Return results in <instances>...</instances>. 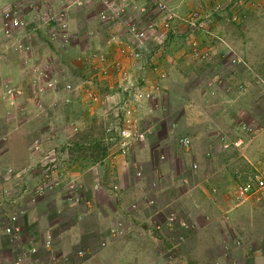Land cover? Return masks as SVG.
Returning a JSON list of instances; mask_svg holds the SVG:
<instances>
[{"label": "rangeland", "instance_id": "374dc122", "mask_svg": "<svg viewBox=\"0 0 264 264\" xmlns=\"http://www.w3.org/2000/svg\"><path fill=\"white\" fill-rule=\"evenodd\" d=\"M13 1V8H0V19L9 9L16 8L14 6L17 4L20 5L18 9L24 13L25 9L20 8L21 6L30 8L36 17L40 15L42 18L47 17L45 14L51 10L52 6H55V13L51 16L64 19L66 9L70 7L69 21L73 22L74 28L67 32L70 40L60 36L69 41L64 42L67 44L64 48L68 50L72 46L79 45L80 52L90 50L89 46L84 47L86 34L89 37H96V43L99 42L100 49L92 50L87 61L84 60L85 58L79 60L77 56H74L78 55L79 51L69 52H75L71 57L72 66H69L70 71L75 73L72 79L74 81L80 79L82 82L80 83L82 90L75 92L77 95L75 97L82 96L87 100L86 106L76 103V106L71 105L62 109L60 119L53 130L54 134L64 130V118L72 117L81 126H78V138L73 143L70 142L71 145L61 147L62 152L66 151L60 157L63 160V166L67 167L68 172L71 173L70 183L76 178L84 180L85 176H87L86 181L92 183L96 174L99 176L102 174L105 177L114 174L116 161L118 163L119 160H132L135 154L139 157L144 149L149 152L150 149L154 150L155 153L152 154L156 164L170 162L167 170L172 179L183 176L184 168L192 165L190 160L194 151L205 153L207 149L210 150L213 147L216 154L214 163L218 162L219 167H222L233 159L230 153L226 157L225 150H234L233 144L238 140L243 141L242 152L236 151V153L242 158L239 157L236 165L227 168V175L231 177V181L240 183L264 166V0H182L185 1L182 6H177L175 0ZM20 15L22 18V14ZM170 17H172L171 23L167 28L166 24H169ZM132 24L147 31L148 48L154 55H152L153 60L151 58L147 64L148 71L145 78L148 84L161 88L158 95L153 94L147 103L142 102L140 105H137L138 102L129 103L125 100L126 86L137 82L139 73H135L133 68H130L133 65L132 59H124L120 56L121 50H127L132 43L128 35V26ZM58 33L61 34L60 31ZM169 40H171L170 43ZM163 50L166 51L163 52ZM48 52L50 53L49 50ZM49 53L45 56L47 60L52 58V60L63 61L64 59L63 56L56 57ZM92 53L104 55L106 60L93 61L89 58ZM162 55L169 66L171 65L170 67L163 69V63L158 64L159 56ZM177 55L179 60H176ZM12 59L16 61L15 56L10 57V60ZM115 60L123 63L126 75L116 73L112 65ZM4 61H0L2 72L7 68ZM83 61L91 66L82 64ZM179 64L180 67H178ZM54 68L58 66L55 65ZM154 70L159 71L153 72ZM127 75L130 80H127ZM154 76L155 79H153ZM60 82V85L64 83V87H67V82L62 80ZM26 90H28L27 86ZM91 95L94 98H91ZM127 111H132L128 116L129 121L142 118V124L146 128H151V135L146 143L138 144L133 148L130 157L109 158L101 144L104 128L117 124L116 116L124 115ZM12 114L18 117L19 122H16L11 114L8 115V109H5L0 99V264H11L15 261L18 253L16 250L27 238H24L23 232L21 239L14 241L13 235L6 233L11 214L18 210L21 212L29 210L31 203L40 205L46 200L43 203L46 207L45 203L49 202L48 192L42 197H38L36 193V190L41 188L38 184L42 173L41 164L27 166L26 163L21 162L23 159L3 158L7 147L8 129H11L10 137L22 130L25 133V150L40 152V145H34L35 140L40 142L41 140L35 139L38 122L33 126L32 113H27L26 117ZM48 117V115H41L39 126L45 128L48 125L46 121ZM78 127L76 126L77 129ZM38 136H41L40 132ZM182 137L189 138L194 148L191 147L189 150L180 148L178 140ZM225 145H229V148L224 149ZM51 151L43 152L44 160ZM148 154L150 156L151 152ZM162 157H164L163 160ZM242 160L248 165L240 172L237 170V164L242 163ZM140 161L144 163L142 158ZM20 166H24V171L18 170ZM150 170L147 171L151 173ZM79 174H84V178L81 179ZM77 179L73 184L79 187L83 183ZM175 180L178 183L177 179ZM65 183L59 185L53 192L58 195L59 193L68 194L66 189L62 190ZM172 184L166 180L167 188L175 187L173 191L177 193L172 197H176L180 194V189ZM234 187L236 188V185ZM235 188H231L230 191L233 192ZM47 207L57 209L52 203H49ZM107 207H110V203H107ZM137 208L138 206H133L134 210ZM67 209L64 208L65 218H72V212ZM156 218L159 217L145 221V228L143 227L148 230L151 237L156 239L153 242L157 241L151 248V263L158 261L160 263V260L162 262L164 260L167 262L165 264H170L169 262L176 260L188 262L191 259L193 264H197L199 261L196 259L199 255H194L188 249V244L183 246L180 241V236L183 234L179 233L178 236L173 233L174 236L176 235L175 239L173 234L168 236L156 231V226L161 223L156 222ZM122 220L124 219H121L119 223L125 221ZM125 222V228L131 227L127 225V223L131 224L130 221ZM33 236L30 245L40 247L41 237L36 236L35 233ZM92 238L87 235L91 248L96 250L98 245L94 244ZM48 240L52 242L51 254L45 255L40 251L39 255L28 264H52L55 261L62 263L63 258L59 256L60 253L57 254L59 248H54L53 238L48 236L44 239V244ZM58 244L62 245V243ZM14 245H18L16 250ZM26 248L28 246H25L22 251L25 252ZM75 249V252H71L74 254H67V258L73 264H84L93 257L92 250L87 252L80 247ZM79 252H82L83 256H80Z\"/></svg>", "mask_w": 264, "mask_h": 264}, {"label": "crops", "instance_id": "0c3cea01", "mask_svg": "<svg viewBox=\"0 0 264 264\" xmlns=\"http://www.w3.org/2000/svg\"><path fill=\"white\" fill-rule=\"evenodd\" d=\"M178 2L180 3L178 4ZM184 2L175 0L177 6H182ZM13 3V0H0V8H13ZM19 6L17 4L14 7L18 9ZM22 7L25 9V13L18 9L23 16L22 19L26 22L22 29H12L7 34L4 30L6 28L4 21L2 18L0 19V53H2L0 61L5 60L7 67L3 72L0 70V99L4 103L5 109H8V115L11 114L16 122H19V119L12 113L22 117H26L27 113H32L33 126L38 122L35 139L41 140L42 143L35 140L34 145H40V152L38 150L29 152L27 149L25 150V133L19 130L18 134L10 137L11 129H8L7 147L3 158L23 159L21 162L26 163L27 166H37L44 163V156L42 157L44 151L52 150L64 154L66 151L62 152L61 147L71 145L70 142L73 143L78 138L81 126L72 117L64 118L63 127L65 128L61 133L54 134L53 130L60 119L62 109L71 105L76 106V103L86 106L87 100L82 96L81 98L75 97L82 82L80 79H75V81L72 79L75 77V73H72L69 67L72 66L71 57L79 51V45L72 46L67 50L64 48L67 46L64 42L69 41L60 38L61 35L53 38L51 36L52 28L47 25V19L55 13V6H52L51 10L45 14L47 15L45 18L40 15L36 17L30 8L26 9L24 6L20 8ZM66 11L64 21L67 22L68 30H70L74 28L73 22L69 21L70 7ZM56 31L59 32L60 29L57 28L54 32L56 33ZM65 38L70 40V36ZM95 38L86 34L84 47L89 46L90 50L79 51L81 56L80 53L74 56H77L79 60L85 58L84 60L87 61L92 50L100 49L99 42L96 43ZM44 47L47 49H43ZM48 50L56 57L63 56V61L52 60V58L45 59L49 53ZM61 50L64 52L62 53ZM72 50L75 52L69 53ZM157 51L159 52V50ZM165 51L163 50V52ZM50 53L49 55H51ZM13 56L16 61L10 60V57ZM174 56L176 57V55ZM177 57L176 60H179L178 55ZM160 62L163 63V69L169 66L163 55L159 56L158 64ZM82 64L90 65L84 61ZM55 65L58 66L57 70L54 68ZM155 71L159 70L153 72ZM56 79L67 82L70 86L64 87V83L57 89L47 86L50 81L53 82ZM26 86L28 90H26ZM10 91L11 93H9ZM43 114L49 116L46 119L48 125L45 128L39 126L40 116ZM24 124L27 125L26 122ZM49 126L51 128H48ZM76 126H79L77 132L74 131ZM39 132L41 136H38ZM191 147L194 148L193 142H191ZM150 152L144 149L139 157L135 154L132 160H119L118 163L116 161L114 174H109L106 177L96 174L92 183L86 181L87 176L84 178V174H79L81 179L84 178V180L76 178L83 183L80 184V188L73 184L76 179H72V183H70L69 180L72 176L67 170L63 177V184L66 182L65 187L62 186V190L66 189L68 193L65 194L66 196L48 192L49 202L45 203L46 207L43 205L46 200L41 199L43 202L40 205L31 203L29 210L25 211V215L21 218V225L24 238H27L24 239V244H21L19 249H17L18 245H14V250L17 249L16 252H18L16 258L23 256L22 250L25 246L30 247L35 233L36 236L41 237V244L48 236L52 237L55 242L54 248H59L57 254L60 253L59 256L63 259L68 256L67 254H74L71 252H75V248L80 247L81 250L87 252L88 250L93 251V257L84 264H165L167 262L164 260L163 262L160 260V263L159 261L151 263V248L157 241L153 242L155 238L151 237L148 230L144 229V223L148 219L155 220V217H159L156 218V222L162 224L168 216H174L177 219L178 230L174 234L178 236L179 233L183 234L184 237L180 240L182 245L188 244V249L194 255H199L196 259L199 264H264V202L237 203L234 200L233 197L239 183L231 181V177L227 175V168L236 165V160H239V157L242 158L241 155L238 156L235 149L225 150L226 157L230 153L233 159L222 167H219L218 162L214 163L216 154L213 147L210 150L207 149L205 153L194 151L190 160L192 165L189 168H184L183 176L173 177V179L170 178V173L167 170L170 162L156 164L152 154L154 150L150 149ZM244 154L246 156V152ZM141 158L144 163L140 161ZM5 163L7 162L5 161ZM155 165L156 167H154ZM194 165L197 166V169H193ZM237 165V170L241 172L248 164L242 160V163L239 162ZM20 167L18 170L24 171V166ZM147 170H150L151 173ZM258 170L264 173V166ZM139 173L140 175H138ZM166 180L180 189L178 196L172 197L177 191L176 193L173 191L174 186L167 188ZM33 182L35 183V181ZM38 184L42 185L41 176ZM104 184L107 185L104 186ZM96 185H98V189L95 188ZM116 186L118 189L114 190ZM231 188H235V190L231 192ZM76 194L81 196L79 203L73 200ZM166 195L170 197L166 198ZM150 202L153 204L151 205ZM49 203L55 204L57 209L47 207ZM107 203H110V207H107ZM133 206H138L137 210H134ZM64 208H68L67 210L72 212V218H65ZM121 219L130 221L131 224L127 223V225L131 227L123 229V236L112 238L111 230ZM182 224L188 226L187 231L183 228L180 230ZM162 233L168 236L172 235L168 231ZM174 234L173 238L176 236ZM87 235L92 236L94 244L98 245L96 250L91 248L87 241ZM58 243H62V245ZM190 261L176 260L169 263H194L193 260L190 259Z\"/></svg>", "mask_w": 264, "mask_h": 264}, {"label": "built area", "instance_id": "2783aa9c", "mask_svg": "<svg viewBox=\"0 0 264 264\" xmlns=\"http://www.w3.org/2000/svg\"><path fill=\"white\" fill-rule=\"evenodd\" d=\"M20 16V12L17 8L9 9L8 12H6L2 16V20L4 21V25L6 27L4 28V30L7 34H9L12 29H22L24 27L26 22ZM171 18L172 17H170L169 24H166L167 28L171 23ZM47 23V25L51 26L52 28L51 36L53 38H56V36L58 35H62V37L64 38L68 36V26L67 22L64 21V19L50 16L47 19ZM57 28L60 29L61 34H59L58 31H56L57 34L54 32V30H56ZM128 35L130 37L129 40H132V43L130 42L131 44L127 47V50H121L120 56L124 59H132L133 65L130 68H133L135 73H139L140 75L138 74L137 82H132L131 84H129V86H126L125 94L127 95L125 100L129 101V103L138 102L137 105H140L142 102L147 103L148 99L153 97V94L158 95L160 90L158 87L148 84L145 78V74H147L148 71L147 64L149 63L151 58L153 60L152 55H154V53L148 48L149 40L147 38L146 29L138 27L136 24H132L128 26ZM89 58L93 61L99 60L100 62L106 60L104 55L98 53H92ZM112 65L116 73H122L126 75L125 67L121 61L115 60L114 62H112ZM128 77L129 76L127 75V80H130V77ZM48 82L49 80L47 81V83ZM60 83V80L56 79V81H50L47 86L57 89L60 86ZM69 86L70 85L68 84L67 87ZM9 93H11V91ZM90 97L94 98L92 95ZM131 112L132 111H127L124 115H117L116 118L118 119V123L105 126L104 128L101 144L105 152L108 153L109 158L130 157L132 155L131 153L133 148L138 144L146 143L148 137L151 135V128H146L145 125L142 124V118H136L133 121H129L128 116L131 114ZM74 131H78L76 127ZM242 142V140H238L233 144L234 149L236 151H239L240 153L242 152ZM178 146L180 148L189 150L191 147V140L187 137H182L178 140ZM224 148L228 149L229 145H225ZM60 156H62V154H60L59 152L56 153L55 151H51L45 158L44 163H41L42 185L41 188L36 190L38 197H42L44 193L50 191L53 192L55 188L63 184V177L68 169L67 167L63 166V160ZM161 159L163 160L164 157H162ZM193 169H197V166L194 165ZM138 175H140V173ZM95 188L98 189V185H96ZM117 189V186L114 187V190ZM233 198L237 203L244 201H252L256 203L264 202V173L258 171L254 175L248 177L246 180L240 182L237 186ZM73 200L79 203L81 202V196L79 194H76ZM150 204L152 205L153 202H150ZM24 215L25 212H16L13 213L9 218L10 220L6 228V233H8V235H13L14 239H12L14 241L21 239V235L23 233L21 218H23ZM125 225L126 223L124 222L118 223L111 230L112 238L123 236V229L125 228ZM182 228L186 231L188 230V226L186 224H182L180 230H182ZM156 231H168L171 234L176 233V231H178L177 219L174 216H168L164 223H159V225L156 226ZM183 237L184 236H180V240L183 239ZM51 247L52 242L50 240L46 241L45 244H41L40 247L30 245L26 252L23 253V256H18L12 264H28L29 261L32 262L33 258L39 255L40 251L45 253V255H47V253L51 254ZM79 255L83 256V253L79 252ZM52 264L73 263L70 259L65 257L62 263H58L55 261L52 262Z\"/></svg>", "mask_w": 264, "mask_h": 264}, {"label": "clouds", "instance_id": "9594fccd", "mask_svg": "<svg viewBox=\"0 0 264 264\" xmlns=\"http://www.w3.org/2000/svg\"><path fill=\"white\" fill-rule=\"evenodd\" d=\"M17 212H21V211H17ZM12 214H13V213H12ZM12 214H11V215H12ZM9 218H10V217H9ZM23 249H24V248H23ZM27 249H28V248H26V250H27ZM25 252H26V251H25ZM12 263H13V261H12ZM12 263H11V264H12Z\"/></svg>", "mask_w": 264, "mask_h": 264}, {"label": "trees", "instance_id": "16d2710c", "mask_svg": "<svg viewBox=\"0 0 264 264\" xmlns=\"http://www.w3.org/2000/svg\"><path fill=\"white\" fill-rule=\"evenodd\" d=\"M105 151V150H104Z\"/></svg>", "mask_w": 264, "mask_h": 264}]
</instances>
